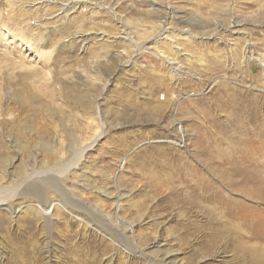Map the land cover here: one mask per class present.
<instances>
[{
	"label": "rangeland",
	"instance_id": "obj_1",
	"mask_svg": "<svg viewBox=\"0 0 264 264\" xmlns=\"http://www.w3.org/2000/svg\"><path fill=\"white\" fill-rule=\"evenodd\" d=\"M13 118L0 264H264V0H0Z\"/></svg>",
	"mask_w": 264,
	"mask_h": 264
},
{
	"label": "bare ground",
	"instance_id": "obj_2",
	"mask_svg": "<svg viewBox=\"0 0 264 264\" xmlns=\"http://www.w3.org/2000/svg\"><path fill=\"white\" fill-rule=\"evenodd\" d=\"M22 32V31H21ZM18 35V34H17ZM13 37V36H12ZM18 37V36H17ZM18 39H19V41L20 42H23V39H22V37H18ZM24 41H25V39H24ZM29 43V42H28ZM27 45V48H29V49H31L32 48V45H30V44H26ZM176 50H178V48H175ZM32 50V49H31ZM32 95V94H31ZM33 98H32V96H23L22 98H21V100L23 101V102H20L19 103V109H20V111L21 112H25V111H31L32 113H33V111H35L36 112V114H37V111L38 110H35V109H33L32 107H31V100H32ZM33 101H34V99H33ZM25 104V105H24ZM159 106V105H158ZM92 107H91V104H88L87 106H86V109L87 110H90ZM234 112V111H233ZM249 113V112H248ZM252 113H254V112H252ZM40 114V113H39ZM38 114V115H39ZM34 115V114H33ZM232 115V117L234 116L233 114H231ZM254 116V114L251 116V117H253ZM231 117V118H232ZM236 117V116H235ZM244 117V116H243ZM248 117V116H247ZM251 117H250V119H251ZM241 118V117H240ZM260 118V117H259ZM43 118H42V115L40 116V118H39V121L40 120H42ZM253 119V118H252ZM251 119V120H252ZM18 123V125H19V120H18V118H13V119H11V120H9L8 122L7 121H5L4 119H1L0 120V127L1 128H6V127H9V126H11V127H15L16 126V124L15 123ZM38 122V121H37ZM243 122H245V121H243ZM248 122V121H247ZM257 122V121H256ZM17 125V126H18ZM38 125H40V123H37V126ZM260 125V124H259ZM239 126V125H238ZM22 127V126H21ZM220 127V126H219ZM218 127V128H219ZM222 127V126H221ZM220 127V128H221ZM18 128V127H17ZM177 128H178V132H179V134H177L178 136H174V138L172 139V138H168V142L171 144V145H176L177 147H185V144L183 143V138L185 137L184 136V134H183V132L181 131V128H180V123H178L177 122ZM250 133V132H249ZM20 135V134H19ZM259 136V135H258ZM245 138V137H244ZM264 140V139H263ZM250 141H252V140H250ZM256 143V142H255ZM183 144V145H182ZM242 144V143H241ZM93 145H91L90 146V148L92 147ZM239 149V148H238ZM199 150V149H198ZM233 150V149H232ZM234 151V150H233ZM233 151H232V153H233ZM226 152V151H225ZM228 154L229 153H227V155H226V157L228 156ZM249 154V153H248ZM218 155V154H217ZM223 156V155H222ZM235 156V155H234ZM224 157V156H223ZM225 157V158H226ZM263 157V156H262ZM230 158H228L227 160H229ZM226 160V159H225ZM235 160V159H234ZM238 160V159H237ZM236 160V161H237ZM241 160V159H240ZM239 160V161H240ZM232 161V160H231ZM242 161V160H241ZM228 162V161H227ZM224 163H226V162H224ZM230 163V162H229ZM207 164V163H206ZM221 164V163H220ZM223 164V163H222ZM168 167V166H167ZM170 168V167H169ZM213 168V167H212ZM229 168V167H228ZM219 169H221V168H219ZM177 170V169H176ZM214 171V170H213ZM194 172V171H193ZM246 174V173H245ZM252 177V176H251ZM47 177H46V172H40V173H32L31 175H29V177L28 178H26L24 181H23V183H22V187H21V191H20V196L22 195V196H24V198H36L37 199V203H35L36 205H35V211H40L41 212V214L43 215V216H46L47 214H48V211L49 210H47L49 207L51 208V206H52V208L54 207V205H51L49 202H47L46 201V190H50L51 189V186L50 185H54V184H56L57 183V181H56V179L55 178H48V179H46ZM220 179V178H219ZM49 183V184H48ZM220 183V182H219ZM219 185H221V184H219ZM203 186V185H202ZM19 188H20V185L15 189V190H13V189H10V191L11 190H13V191H11V192H13V195H11L10 197H11V199H10V197H6L5 199H0V207H6V210L10 213V214H15L14 213V211H12L11 209H10V204H11V202H12V200L14 199V197L16 196V195H18V194H16V195H14V193L15 192H17L18 190H19ZM215 188V187H214ZM218 188V187H217ZM187 191V190H186ZM204 191H205V189H204ZM195 192V191H194ZM193 192V193H194ZM206 192V191H205ZM4 193V192H3ZM188 193V192H187ZM190 193V192H189ZM192 193V192H191ZM0 194H1V191H0ZM205 194V193H204ZM187 196V195H186ZM190 196V195H189ZM194 196V195H193ZM188 197V196H187ZM192 197V196H191ZM183 198V197H182ZM195 200V199H194ZM203 200V199H202ZM189 201V200H188ZM204 201V200H203ZM193 202V201H192ZM186 203H187V201H186ZM192 204V203H191ZM190 204V205H191ZM195 206V205H194ZM78 210V209H77ZM78 212H79V210H78ZM27 216H29V215H27ZM32 220V219H31ZM28 222V221H27ZM46 227V226H45ZM129 231H130V233H132V231H131V228L129 229Z\"/></svg>",
	"mask_w": 264,
	"mask_h": 264
}]
</instances>
